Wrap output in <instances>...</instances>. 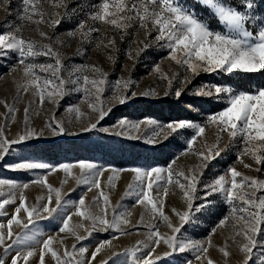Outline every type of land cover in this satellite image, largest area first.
Listing matches in <instances>:
<instances>
[{
    "label": "snow or ice",
    "instance_id": "obj_1",
    "mask_svg": "<svg viewBox=\"0 0 264 264\" xmlns=\"http://www.w3.org/2000/svg\"><path fill=\"white\" fill-rule=\"evenodd\" d=\"M198 3L215 24L181 0H19L18 22L0 30L7 74H19L13 76L16 94L0 97L5 109L0 112V159L34 138L90 130L150 145L183 136L184 145L164 164L117 167L94 159L47 163L25 158L4 164L31 172L32 178H0V264H46V253L48 264H96L97 259L98 264H255L254 249L264 251V0ZM0 9L11 14V0H0ZM66 22L72 26L61 31ZM25 27L36 35H26ZM72 40L75 51L65 54L62 49ZM153 45L166 55L146 73L155 83L141 88L143 77L135 79L133 73ZM89 48L111 67L98 60L70 62L74 56H89ZM121 53L131 63H121L117 73ZM256 76L261 79L253 80ZM242 79L249 82L239 83ZM186 92L210 106L201 119L162 121L143 114L133 119L115 111L137 97L182 99ZM70 94L78 99L57 118ZM41 114L43 123L37 127L31 116ZM233 151V162L205 179L210 164ZM180 157L192 162L181 164ZM52 173L58 183L50 182ZM122 173L130 179L113 203L111 192ZM30 188L37 191L34 197L27 194ZM77 191L76 198H69ZM166 197L175 200L167 211ZM127 198L134 200L131 208L123 202ZM217 206L227 211L217 213L206 235L189 236L185 226ZM42 220L53 223L56 232L38 231ZM99 233L107 238L91 241ZM133 233L139 237L133 243L117 242ZM213 249L219 258L212 256ZM177 253L185 255L166 259Z\"/></svg>",
    "mask_w": 264,
    "mask_h": 264
},
{
    "label": "rangeland",
    "instance_id": "obj_2",
    "mask_svg": "<svg viewBox=\"0 0 264 264\" xmlns=\"http://www.w3.org/2000/svg\"><path fill=\"white\" fill-rule=\"evenodd\" d=\"M74 4H79L85 2V0H73ZM89 3H95L96 0H87ZM182 3L189 4L195 8L198 13H202V18L207 17L210 24H215L216 21L214 18L209 16V10L206 7H203L198 3V0H181ZM19 3V0H11L12 10L11 14L5 13L3 9H0V30H4V25L11 22H18L16 20V7ZM45 7L47 5L45 4ZM83 15V14H81ZM72 26L70 22L64 23L60 30L63 31L65 28ZM25 34L35 36L36 34L25 27ZM38 38V37H37ZM119 43V41H118ZM126 47L127 45H121ZM85 47H88L85 45ZM76 41L72 40L70 46L66 45L62 51L65 54L72 53L75 51ZM90 55L84 58L79 56H74L71 58V63H83L84 60H98L100 61L105 68L111 67L103 58V56L96 51H92L89 48ZM166 55V52L162 49L157 48L153 45L150 49L146 50L145 54H142L140 62L136 65L134 70V78L141 80V88L148 86L149 84L155 83L154 79L147 76L146 73L149 72L150 65L153 61L159 60L161 56ZM43 59V58H41ZM13 61H9L12 63ZM65 62L68 63V56H65ZM121 63H131L127 61L123 54H120V63L116 65V72L120 71ZM165 69L168 68V62L164 63ZM175 69V66H172ZM8 69L5 66V62L2 57H0V97L10 99L16 94L15 90V81L13 76L17 79L19 78L18 73H14L11 76L7 74ZM210 75V74H205ZM113 79L115 76L113 75ZM255 81L261 79V77L256 76L252 78ZM199 78H197L194 83H198ZM249 81L247 79H242L239 81L241 84H246ZM27 96H25V99ZM78 99V94H70L69 96L63 98L61 106L57 110V118H59L64 113V106L68 103H75ZM208 99V98H204ZM200 98H193L189 93H184L183 98H177L175 96H159V97H137L134 98V102L128 103L126 106H118L115 111L127 114L130 118H139L140 115H151L154 118L162 121H166L169 118H189V119H201V113L204 112L205 108L210 107L207 104H201L198 101ZM174 103V104H173ZM216 102L213 101V104ZM191 104L192 108L189 109L187 106ZM49 106L45 105V109ZM18 116L22 115L23 101L19 104ZM199 109V111H195ZM5 109L3 105H0V112H4ZM34 124L38 127L43 123V114L39 117L32 115L31 116ZM3 119V117H0ZM17 125L15 122L11 126V131L14 133L16 131ZM28 146L26 148L15 147L13 152L8 154V159H0V178H14V179H31V172H23L17 170L6 169L3 167L6 163L18 162V158L41 160L47 163H57L61 161H71L76 159H94L100 162L112 163L117 167H127L129 165H149L152 163L164 164L172 158L181 147L184 145L183 136H177L175 139L169 137L168 140H161L158 144H147L143 140H133L127 137H120L111 135L108 133L99 132L97 130H90L89 132L77 133L75 135L69 133H62L57 136H48L34 138L33 141L27 142ZM234 151L229 152L228 154H222L221 157L217 158L216 161L210 164L209 169L205 175V179L210 178L214 174H218V171H222L227 167L228 164H231L234 160ZM192 162L189 158L180 157L179 163L186 164ZM242 168V166H239ZM256 174V173H252ZM122 179L117 181V187L111 192V199L113 203L120 198L126 182L130 179V174L122 173ZM50 182L58 183L59 176L56 173H52L49 176ZM72 181H69V184L65 186V191L67 187L71 186ZM27 194L30 197H34L37 194L36 189L30 188L27 190ZM79 194V191L76 192V195L73 193H68L69 198H76ZM92 193H89V196L86 199H89ZM166 211L167 206L175 203L174 198L166 197ZM130 208L134 203V200L127 198L123 201ZM7 207V206H6ZM11 211V209H9ZM140 211L139 206L133 209V219L138 216ZM227 211L226 206H217L212 207L207 210L204 215H198L196 219L190 225L185 226V231L189 236L194 239H200L203 235H206L207 230H210V226L213 222L218 219L217 213L223 214ZM31 227V226H30ZM163 228V225H161ZM37 230L43 231L45 234H52L56 232V228L53 223L49 221H39L37 224ZM146 229L141 228V231ZM131 231V229H130ZM219 231V230H218ZM226 232V230H225ZM99 238H107L106 234L99 233L97 236L91 238V241L98 242ZM136 238H139L137 234L133 233L131 237H117V242L121 246H126L134 242ZM214 241H219L220 237L214 234ZM90 241V246L94 247V243ZM70 243V241H69ZM211 254L214 258H219L220 253L216 250H211ZM185 254H174L169 259L170 261L176 260V257L183 256ZM186 255L191 258L192 254L187 253ZM264 256V251L259 249H254L253 260L255 264H261V257ZM98 258H102L101 254H98ZM38 259V257H37ZM46 264L50 260V253L45 254ZM124 258L122 257V260ZM236 257H232V260L235 261ZM32 260V258H30ZM35 264V261H33ZM54 264V262H52ZM98 264V259L96 260Z\"/></svg>",
    "mask_w": 264,
    "mask_h": 264
},
{
    "label": "trees",
    "instance_id": "obj_3",
    "mask_svg": "<svg viewBox=\"0 0 264 264\" xmlns=\"http://www.w3.org/2000/svg\"><path fill=\"white\" fill-rule=\"evenodd\" d=\"M174 104V103H173Z\"/></svg>",
    "mask_w": 264,
    "mask_h": 264
}]
</instances>
